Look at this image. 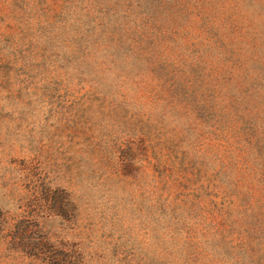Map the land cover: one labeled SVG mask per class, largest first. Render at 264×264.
Returning <instances> with one entry per match:
<instances>
[{
    "label": "rangeland",
    "instance_id": "374dc122",
    "mask_svg": "<svg viewBox=\"0 0 264 264\" xmlns=\"http://www.w3.org/2000/svg\"><path fill=\"white\" fill-rule=\"evenodd\" d=\"M38 238L264 264V0H0V264Z\"/></svg>",
    "mask_w": 264,
    "mask_h": 264
},
{
    "label": "trees",
    "instance_id": "16d2710c",
    "mask_svg": "<svg viewBox=\"0 0 264 264\" xmlns=\"http://www.w3.org/2000/svg\"><path fill=\"white\" fill-rule=\"evenodd\" d=\"M53 207L54 208L51 209L53 211L49 213H54L56 211L57 208L55 204ZM25 231L26 229L22 228L9 229L7 235L9 239L11 238L12 241H15L18 237H21ZM36 240L35 242L31 241L30 243L21 244L22 246L20 245V247H16V249L23 254H28L29 258L34 262L37 261L38 264H75L72 257H64V253H61L60 249H57L53 245H49L45 238H38Z\"/></svg>",
    "mask_w": 264,
    "mask_h": 264
}]
</instances>
